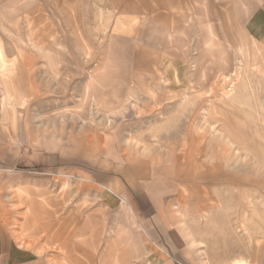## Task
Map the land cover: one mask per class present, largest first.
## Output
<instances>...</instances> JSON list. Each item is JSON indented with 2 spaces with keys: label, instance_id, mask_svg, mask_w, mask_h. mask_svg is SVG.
I'll use <instances>...</instances> for the list:
<instances>
[{
  "label": "rangeland",
  "instance_id": "1",
  "mask_svg": "<svg viewBox=\"0 0 264 264\" xmlns=\"http://www.w3.org/2000/svg\"><path fill=\"white\" fill-rule=\"evenodd\" d=\"M124 13L0 0V264L264 263V35Z\"/></svg>",
  "mask_w": 264,
  "mask_h": 264
},
{
  "label": "crops",
  "instance_id": "2",
  "mask_svg": "<svg viewBox=\"0 0 264 264\" xmlns=\"http://www.w3.org/2000/svg\"><path fill=\"white\" fill-rule=\"evenodd\" d=\"M109 6L115 11L116 8L122 9L124 16L141 17L143 13H153L158 8L177 9L181 13L187 10H203L205 16L212 17L211 12L220 11L221 17L235 15L236 17L248 19V25H252L257 34L264 35V0H107ZM197 3L198 7H197ZM210 12V14H209ZM236 14H235V13ZM208 13V14H207ZM218 14V13H217ZM190 14H181L189 16ZM171 16V15H168ZM180 16V13H179ZM191 234V233H190ZM192 235V234H191ZM195 244V243H194ZM205 263V259L203 260ZM241 261L248 262L242 258L232 259L230 264ZM161 264H178L173 260H165ZM249 264V263H248Z\"/></svg>",
  "mask_w": 264,
  "mask_h": 264
},
{
  "label": "bare ground",
  "instance_id": "3",
  "mask_svg": "<svg viewBox=\"0 0 264 264\" xmlns=\"http://www.w3.org/2000/svg\"><path fill=\"white\" fill-rule=\"evenodd\" d=\"M231 91V90H230ZM246 263V262H245ZM245 263H243V262H241V261H236L234 264H245ZM248 264V263H247Z\"/></svg>",
  "mask_w": 264,
  "mask_h": 264
},
{
  "label": "built area",
  "instance_id": "4",
  "mask_svg": "<svg viewBox=\"0 0 264 264\" xmlns=\"http://www.w3.org/2000/svg\"><path fill=\"white\" fill-rule=\"evenodd\" d=\"M261 264H264V263H261Z\"/></svg>",
  "mask_w": 264,
  "mask_h": 264
}]
</instances>
